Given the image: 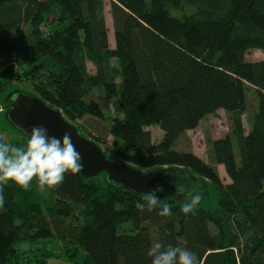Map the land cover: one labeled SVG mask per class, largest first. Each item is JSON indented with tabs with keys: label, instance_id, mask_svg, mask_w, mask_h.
Returning <instances> with one entry per match:
<instances>
[{
	"label": "trees",
	"instance_id": "obj_1",
	"mask_svg": "<svg viewBox=\"0 0 264 264\" xmlns=\"http://www.w3.org/2000/svg\"><path fill=\"white\" fill-rule=\"evenodd\" d=\"M54 6L60 12L55 28L47 20ZM103 8V0H0V54L25 55L34 95L73 126L85 115H101L86 98L102 89L123 113L110 121L107 152L91 140L106 157L140 170L187 169L216 189L218 207L194 206L185 214L186 203L159 199L171 215H159V206L140 211L136 205L146 204L144 197L112 186L105 174L85 179L65 173L41 202L35 178L27 191L9 181L0 210V264H47L62 255L73 264H151L147 252L157 242L196 253L199 264H264V59L245 58L251 50L264 52V0H110L114 48ZM23 29L30 42L25 53ZM87 59L94 75L86 71ZM113 60L116 67L109 66ZM247 85L258 105L246 132ZM218 110L228 114L230 131L211 141L212 164L174 150ZM154 125L163 131L158 143L146 130ZM215 166L230 183H222ZM72 207L81 208L77 223L65 222ZM51 237L66 241L72 253L28 256L16 247Z\"/></svg>",
	"mask_w": 264,
	"mask_h": 264
},
{
	"label": "rangeland",
	"instance_id": "obj_2",
	"mask_svg": "<svg viewBox=\"0 0 264 264\" xmlns=\"http://www.w3.org/2000/svg\"><path fill=\"white\" fill-rule=\"evenodd\" d=\"M103 19L108 29V42L110 48H114V33H113V21L110 13V0H103ZM60 17V12L58 7L54 6L49 15L48 21H51V18L54 19V23L51 24L54 28L59 24L56 23V20ZM21 39H19L20 48L23 53L27 51L30 46L28 38L26 36V30H21ZM25 55L18 58L17 56H7L0 54V138L4 143L10 144L14 141H22L26 139L25 135L14 127L8 120L6 116V106L8 102V97L17 92L26 93V94H35L32 88V83L24 75L28 73L27 69L29 66L23 60ZM246 60L248 61H259L264 59V52L260 50H251L246 54ZM21 64H19V63ZM19 65V66H18ZM110 67H116V62L110 61ZM20 67H23L20 69ZM11 68L12 74H18L12 76L10 71H7ZM95 65L94 62L90 59L86 60V71L90 75L95 74ZM39 74L40 79L46 82L45 76ZM39 80V79H38ZM118 83V79L115 80ZM86 101L94 102L99 110L101 115L94 117L91 115H85L82 119L75 120L72 122L80 131V133L86 138L98 141L105 152L108 151V147L112 144L113 139L108 134L110 121L113 117L122 116V111L114 104L112 99L107 98L102 89L97 88L91 92V95L86 98ZM258 97L255 93L253 87L248 86L246 88V111L242 116V123L247 132L251 127V121L254 112L257 109ZM146 130L151 132L152 141L158 143L163 137V131L158 126H149L146 127ZM230 131V122L228 114L223 110H218L214 115L208 116L203 121L200 122L199 126L192 131L186 132L174 145V150L178 151H191L199 158L204 160L207 163L212 164L210 159V143L211 141L219 138L225 137ZM113 160L112 158H110ZM218 172V175L223 184L230 183L229 178L227 177L225 170L222 166H215ZM147 171V170H142ZM32 186L36 192L38 201L48 200L50 197V192L42 194L39 192L36 183H32ZM169 193L163 192L159 194L160 200L167 201V204H172L175 202L173 196H168ZM218 193L216 189L211 184H206L205 193L199 195V200L195 206H200L205 209L214 210L218 207ZM42 211L47 210L46 207L42 206ZM72 216L65 219L67 221H74L75 223L79 222L81 219V208L72 207L71 209ZM245 237L241 239L243 242ZM67 242L59 240L55 237L32 241V242H18L16 247L22 251L27 252L28 256L39 255V252H51V253H65L68 248V254L72 253V249L69 246L66 248ZM80 256L83 254L80 252ZM34 264V263H30ZM47 264H73L69 262L65 255H62L59 258H50L47 260Z\"/></svg>",
	"mask_w": 264,
	"mask_h": 264
},
{
	"label": "clouds",
	"instance_id": "obj_3",
	"mask_svg": "<svg viewBox=\"0 0 264 264\" xmlns=\"http://www.w3.org/2000/svg\"><path fill=\"white\" fill-rule=\"evenodd\" d=\"M82 169L81 155L69 132L60 137L49 136L47 128L34 126L24 146L0 143V210L5 204L3 188L9 181L27 191L35 178L39 192L46 194L63 183L65 173L74 175ZM155 191L158 189L144 194L146 204L138 202L137 209L144 211L147 207L152 211L159 206V215H171L170 207L159 200ZM178 194L187 201L181 211L185 214L193 212L199 200L197 192L178 190ZM147 255L152 258L151 264H199L196 253L178 246L165 247L160 242L152 245Z\"/></svg>",
	"mask_w": 264,
	"mask_h": 264
},
{
	"label": "water",
	"instance_id": "obj_4",
	"mask_svg": "<svg viewBox=\"0 0 264 264\" xmlns=\"http://www.w3.org/2000/svg\"><path fill=\"white\" fill-rule=\"evenodd\" d=\"M54 23L51 18L50 24ZM9 108L6 116L9 122L21 131L26 139L34 126L48 129L49 136H62L69 132L76 150L81 155L83 169L81 176L93 179L105 174V181L112 186L128 190L137 196L155 191L156 196L163 192L170 193L176 203H186L178 190L205 193L206 183L183 168H159L142 171L127 163L110 160L102 149L93 141L81 136L75 126L62 116L59 110L50 108L33 94L17 92L8 97Z\"/></svg>",
	"mask_w": 264,
	"mask_h": 264
}]
</instances>
